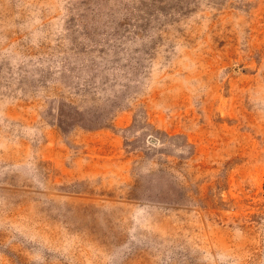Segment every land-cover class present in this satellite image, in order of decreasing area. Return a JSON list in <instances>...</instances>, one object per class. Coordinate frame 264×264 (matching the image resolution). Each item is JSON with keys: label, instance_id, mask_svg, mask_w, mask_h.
<instances>
[{"label": "rangeland", "instance_id": "1", "mask_svg": "<svg viewBox=\"0 0 264 264\" xmlns=\"http://www.w3.org/2000/svg\"><path fill=\"white\" fill-rule=\"evenodd\" d=\"M0 264H264V0H0Z\"/></svg>", "mask_w": 264, "mask_h": 264}]
</instances>
